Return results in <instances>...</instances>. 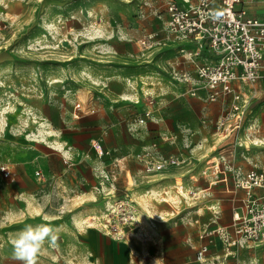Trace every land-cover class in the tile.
I'll list each match as a JSON object with an SVG mask.
<instances>
[{"label":"rangeland","instance_id":"obj_1","mask_svg":"<svg viewBox=\"0 0 264 264\" xmlns=\"http://www.w3.org/2000/svg\"><path fill=\"white\" fill-rule=\"evenodd\" d=\"M170 1L0 0V264H22L13 240L42 224L58 239L45 242L36 264H113L121 246L129 264H264L263 247L252 244L227 258L219 247L199 262L185 239L195 237L196 219L230 223L232 197L220 184L209 189L224 177L211 169L216 161L234 188L264 169V83L243 125L221 142L224 107L181 96L170 47H139L165 27ZM225 148L238 154L222 155ZM171 156L182 165L145 171L146 161ZM126 195L139 223L118 235L112 211Z\"/></svg>","mask_w":264,"mask_h":264},{"label":"built area","instance_id":"obj_2","mask_svg":"<svg viewBox=\"0 0 264 264\" xmlns=\"http://www.w3.org/2000/svg\"><path fill=\"white\" fill-rule=\"evenodd\" d=\"M166 12L169 18L165 27L146 35L139 47L148 49L152 44L165 46L169 42L178 45L180 54L196 71L192 75L175 70L173 80L183 87L186 96L204 103H225L226 113L217 120V129L226 139L243 125L256 88L264 83V0H188L185 4L171 0ZM86 110L87 106L76 105V111ZM151 116L152 112L147 111L138 123L146 125ZM93 147L99 158L110 155L98 142ZM181 165L179 158L171 156L146 161L145 171L154 175ZM211 169L224 176L223 183L229 182V175L221 172L219 163ZM2 172L7 179L13 176L9 167ZM120 173L121 162L117 161L112 184L119 182ZM235 190L245 191V196L239 206L232 208L231 222L220 226L213 221L200 232L199 262H205L218 247L226 258L247 244L264 249V169L247 172L237 180ZM111 220L118 235L125 228L136 229L139 211L128 195L115 202Z\"/></svg>","mask_w":264,"mask_h":264},{"label":"crops","instance_id":"obj_3","mask_svg":"<svg viewBox=\"0 0 264 264\" xmlns=\"http://www.w3.org/2000/svg\"><path fill=\"white\" fill-rule=\"evenodd\" d=\"M165 16H166V22L168 21V18H169V16H167V12L165 11ZM166 47H170L171 49V51H174L173 52V56L174 57H176V58H174V59H172V61H171V67H172V69L175 71V70H178L179 72H182V73H190V74H192V75H195V71H196V68H194V65L191 63V62H189L188 60L186 61L185 59H184V57L180 54V51L178 50V45L176 44V43H172V42H169V44H167L166 46H165V48ZM178 86V88H180L179 89V93L181 94V96L182 97H185L186 95H185V90L183 89V87H181V86H179V85H177ZM258 88V87H257ZM256 88V89H257ZM188 97H190L189 95H187ZM186 96V97H187ZM192 98V97H191ZM192 99H195V98H192ZM195 100H197V99H195ZM197 101H200V100H197ZM202 102V101H201ZM213 104H218L219 106H220V108H225V103L224 102H218V103H213ZM149 121V120H148ZM147 121V122H148ZM230 136V135H229ZM229 136H227V138L225 139V138H223V136L221 135V138H222V141L221 142H224V141H226L227 139H229ZM168 140H166L167 142H170L171 140H173L172 139V136L171 137H166ZM226 146H228L227 144H226ZM226 146H224V147H226ZM259 150L258 151H256L255 150V153H260L261 152V148H258ZM242 150H246V152H244V153H248V150H249V148L247 149H242ZM224 154H238V152H237V150L236 151H234L233 152V150H228V149H224V151L222 152V155H224ZM109 156V155H108ZM107 156V157H108ZM108 158H110V160L112 161V157H108ZM210 162V161H209ZM217 162V161H216ZM209 164V163H208ZM129 174H130V172H128ZM184 182V181H183ZM190 182H192V184H196L197 182H198V177H197V175H190L189 176V183ZM218 184H220L221 186L220 187H222V192H223V194L225 195V194H227V195H230L231 197H232V208L234 207V206H239L240 205V201L241 200H243V198H244V196H245V191H241V190H235V188L234 187H232V185L230 184V182H228V183H223L222 182V180H219L218 182H214L213 184H211L210 185V188L209 189H211L212 188V186H217ZM184 189V188H183ZM126 191H127V193L129 194L130 192V190H129V188H126ZM231 208V209H232ZM233 210V209H232ZM231 219H232V215H231ZM230 222H231V220H230ZM211 224H213V221H212V223H208V224H206V223H203L202 221H201V219H196L195 221H194V224L193 225H195V227H197V232H196V235H195V237H192L190 234L185 238V239H187L188 238V242H191L192 241V243H193V248L198 252V250L200 249V247L202 246L201 245V241L199 240V234H200V232L203 230V228H205L206 226H208V225H211ZM139 236V235H138ZM191 236V237H190ZM122 247V252H121V254H120V256L116 259V263H113V264H129V258L131 257L130 256V253H129V255H128V248L127 247H125V246H121ZM219 248V247H218ZM217 248V249H218ZM221 248V247H220ZM214 250H216V249H213L212 251H214ZM212 251L209 253V254H211L212 253ZM263 252H264V249H263ZM209 256V255H208ZM223 257H225L224 256V253H223V255H222ZM158 257H161L160 256V252H158V251H156L155 253H154V258H153V260H155L156 258H158ZM147 257H143V259H146ZM132 259V258H131ZM151 262H153V261H151ZM154 263V262H153ZM156 263H158V264H165L164 263V259H163V257H161L160 259L158 258V260H157V262Z\"/></svg>","mask_w":264,"mask_h":264},{"label":"clouds","instance_id":"obj_4","mask_svg":"<svg viewBox=\"0 0 264 264\" xmlns=\"http://www.w3.org/2000/svg\"><path fill=\"white\" fill-rule=\"evenodd\" d=\"M57 239L56 229L49 225H27L13 240L14 257L22 264H36L37 255L45 242L56 246Z\"/></svg>","mask_w":264,"mask_h":264},{"label":"bare ground","instance_id":"obj_5","mask_svg":"<svg viewBox=\"0 0 264 264\" xmlns=\"http://www.w3.org/2000/svg\"><path fill=\"white\" fill-rule=\"evenodd\" d=\"M139 235V234H138ZM138 235H136V236H138Z\"/></svg>","mask_w":264,"mask_h":264}]
</instances>
